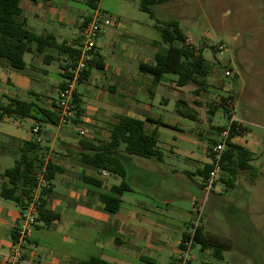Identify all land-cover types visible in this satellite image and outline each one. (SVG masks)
<instances>
[{
    "label": "crops",
    "instance_id": "crops-1",
    "mask_svg": "<svg viewBox=\"0 0 264 264\" xmlns=\"http://www.w3.org/2000/svg\"><path fill=\"white\" fill-rule=\"evenodd\" d=\"M71 1H85L91 10L87 11L77 4H71ZM95 3L97 5V2ZM20 7L32 31L39 35L50 34L58 43H66L74 48H79L81 27L94 9L88 0L62 2L20 0ZM155 28L157 29V25ZM152 37L141 29L140 21L134 18L119 19L117 26L106 28L98 39L95 51L105 62L102 70L106 73L108 71V74L104 72L101 76V81H108L109 84L106 88L103 85L104 88L98 89L93 100L105 101L109 104L102 102L98 105L85 104L84 94L85 91L89 92V89L85 88V91L76 89V99L83 109L80 116L75 113L74 118L67 124L39 125L43 137L41 144L49 147L45 160H51L62 167V171L57 172L52 179V190L47 204V207L58 213L59 217L45 221L38 216L36 223L29 230L28 242L24 248V260L20 264H80L81 261L92 257L114 264H172L176 261L186 234L195 226L196 215L192 208L201 200L195 198L189 191L188 196L193 199L190 208L186 209L170 202L172 197L167 190L172 183L166 178L198 175L201 177L198 186L204 192V169L212 161L210 150L214 139L207 137L210 141L201 147L204 154V158L201 159L196 158L193 151L182 148L178 141L184 139L186 143L192 144L195 140L183 136L166 138L164 143L169 145L170 150L174 147L184 150L189 163L187 166L190 167L192 164V168L184 169H177L176 166L166 162V155L159 143L158 147L163 153L162 160L147 158L149 161H145L137 159V155L121 150L119 157L125 165V181L131 186V190L121 195L122 203L116 212L106 210L102 196L110 193L111 187L120 184L123 178L118 175L122 178L120 180L116 177L117 174L104 170L105 174L103 170L97 171L81 162L83 148L80 139L86 138L94 142L109 141L110 127L119 123L122 115L146 121L145 128L149 131H158L159 126H162L181 132L178 120H162L158 113L152 111L151 104L140 100L141 93L146 92L150 96L156 94L158 86L165 79L163 75L159 83L154 85L153 77L140 70L142 63H154L155 53L159 49L156 46L161 41ZM117 43H121V46L115 49ZM105 49L113 50L111 63L105 61V56L102 54V50ZM68 58L63 51L47 48L42 52L25 54L28 65V71L25 73L0 67V96L36 100L41 105L53 107L60 86L63 81L65 82L63 66L64 60ZM53 74H58L63 79H54ZM174 77L173 83L176 85L174 81L176 76ZM88 83L91 87L97 85L91 77V70L80 82V84ZM135 84L139 89L134 88ZM192 90L189 89L191 95L184 96L183 100L191 106L189 109L195 114L192 118L202 120L198 105L204 98L195 89ZM7 120L9 119L3 121L7 122ZM31 120L29 127H25L20 121L14 122L10 130H0V190L2 184L7 181L2 173L6 168L11 167L4 164V157L8 154L17 155L21 146L20 139L35 140L32 128L36 122ZM69 125L72 130H66ZM78 129L86 131L85 137L75 135ZM202 133L205 132L196 133L200 139L204 137ZM243 136H235L232 141L249 148L253 152L254 160V144L247 139L244 140ZM167 170H170L171 174H167ZM257 174L258 172L252 175ZM90 175H95L104 183L99 186L84 180V176ZM55 179H58V184L54 183ZM214 199H217L216 193ZM22 209L23 203L0 195V264H3V252L10 248L16 238L15 226ZM188 217L191 219L189 220ZM223 225L224 221L212 224L208 215L203 213L200 226L207 235L216 237L219 241H227L228 236L222 229ZM207 250H212L211 254H214L212 248H202L200 244L198 252L205 254ZM195 258L196 254H191L187 264H193ZM203 262L214 263L202 260L196 264Z\"/></svg>",
    "mask_w": 264,
    "mask_h": 264
},
{
    "label": "rangeland",
    "instance_id": "rangeland-1",
    "mask_svg": "<svg viewBox=\"0 0 264 264\" xmlns=\"http://www.w3.org/2000/svg\"><path fill=\"white\" fill-rule=\"evenodd\" d=\"M140 1L100 0L99 6L121 20L138 19L141 29L159 41L161 35L155 26L159 22L178 20L180 27L189 35L188 43L203 49V54L212 67L207 81L213 88L209 91H199V95L204 98L198 105L199 115L203 121L185 115L191 106L186 104L183 97L191 95L189 89L194 90L196 86L177 87L173 83L174 75H164L165 79L158 86L156 94L150 96L146 92L141 93L140 100L151 104L152 111L158 113L162 120L176 119L179 122L181 132L162 126H159L157 131L158 143L166 155V162L177 169L192 168V164L190 167L187 166L189 163L183 149L174 147L170 150L169 145L164 143L166 138L172 139L173 136L195 140L192 144L186 143L184 139L178 141L182 148L193 151L196 158H204L201 147L210 141L207 137L215 139L219 132L218 127L229 125V118L223 109H219L212 116L209 112L211 105L222 103V98L226 96H232V100L237 103L232 104L236 117L248 121V125L235 136L244 135L243 139L251 141L255 147V159L252 163L258 174L252 175L250 171H241L234 188L226 186L221 180V177H227L223 171L208 195L205 190L204 192L200 190L198 182L201 181V177L198 175L166 178L172 183L170 184L172 186L167 188L172 197L170 202L186 209L190 208L193 200L188 196L190 191L195 198L201 200L200 203L205 202L204 215L205 213L208 215L212 224L224 221L222 229L228 236L230 246L221 248L223 259L220 260L215 254H211L212 250L201 254L198 252L200 244L196 242L191 249V254H196L192 263L206 260L216 264H264V0H165L151 5L155 18L139 8ZM70 3L77 4L87 11L91 10L85 1ZM102 41L103 39L100 40L101 43ZM161 43L156 47L163 49L165 45ZM220 45L224 47L222 52L219 51ZM120 46L121 43H117L115 49ZM102 54L106 62H112V49L102 50ZM227 71L232 75H227ZM104 72L106 73L93 67L91 77L97 85L92 87L89 83L76 85L79 91L89 89V92L85 91L84 94L85 104L98 105L100 102L109 104L93 100L95 92L104 88L103 85L106 88L109 84L108 81H101ZM53 78L63 79L58 74H53ZM143 85L145 88V83ZM134 88L139 89L137 84ZM227 105L230 107L228 102ZM20 121L25 127H29L32 120L28 118L0 121V130H10L14 122ZM52 127L56 128L53 125ZM66 130H72L71 125ZM210 131L214 133H207ZM200 132H205L201 134L204 136L202 139L197 136ZM75 135L82 137L78 131ZM15 158L12 154L6 155L4 164L13 166ZM136 158L149 161L140 156ZM169 173L171 174L170 170H167V174ZM116 177L122 179L118 175ZM54 183L58 184V179H55ZM214 193L217 199H214Z\"/></svg>",
    "mask_w": 264,
    "mask_h": 264
},
{
    "label": "trees",
    "instance_id": "trees-1",
    "mask_svg": "<svg viewBox=\"0 0 264 264\" xmlns=\"http://www.w3.org/2000/svg\"><path fill=\"white\" fill-rule=\"evenodd\" d=\"M165 0H141L139 8L152 18L155 13L151 7L156 2ZM91 7H96V0H88ZM157 29L161 35V42L165 45L163 49H158L154 56V63H142L140 70L143 73L150 74L153 77V84L159 83L161 77L165 74L176 76L174 80L177 86H187L193 84L195 91L210 90L213 88L207 81L212 67L203 54V49L188 43V36L180 27L178 20H170L164 23H158ZM160 42V43H161ZM161 43V44H162ZM63 51L68 55L65 63L76 64L80 57V49L71 47L66 43H58L50 34L39 35L29 28L28 20L23 15L20 7V0H0V67L16 70L25 73L28 65L25 60L26 53L35 51L42 52L45 49ZM105 62L98 52H94L93 57L88 62V66L81 81L86 78L93 67L104 69ZM65 71L66 67L63 66ZM66 73L64 72V78ZM64 86V81L61 88ZM74 94L75 113L80 116L83 109ZM233 99L232 96L222 98V103L211 105L210 113L215 114L219 109L230 119L232 110L227 105V101ZM56 103L53 107L41 105L36 100H26L17 97L0 96V121L4 119L24 120L31 118L39 125L59 124V116L55 111ZM194 117L192 109H188L185 114ZM149 119V118H148ZM152 120V119H149ZM75 122L77 120L75 119ZM146 121L128 115H122L120 121L110 127V140L94 142L82 138L80 144L83 148L81 152V162L92 167L97 171L107 170L110 173L117 174L123 178L122 182L111 187V192L103 195L106 210L116 212L121 203V195L131 190V186L125 181L126 168L119 157L121 150L128 154H134L145 158L156 160L163 159V153L158 147V137L156 130H147ZM225 128L218 127L219 130ZM238 134L235 128H232L228 147L224 152L222 171L227 177H221L226 186L233 188L236 186V179L241 171H250L256 174L257 168L251 163L253 152L240 144L232 141ZM17 140V139H14ZM216 142L215 139L212 141ZM19 152L15 156V163L8 167L2 173L7 179L0 190V195L15 202L23 203V209L33 195L37 185V173L44 165L47 168L48 186L41 191V203L39 216L45 221H51L59 217V214L53 212L47 207L50 191L52 190V179L57 172L62 171V167L53 161L45 160L48 146L42 145L35 140H19ZM212 163L204 169L205 179L212 169ZM84 180L102 185V179L95 175L84 176ZM204 179V181H205ZM204 187V182H203ZM22 209V210H23ZM16 233H14L15 237ZM189 237L186 234L184 240ZM194 242L201 244L202 248H213L214 254L218 259H223V247H229L230 242L219 241L216 237L207 235L204 228L200 225L196 227ZM80 264H114L101 258L92 257L83 260ZM172 264H177V261ZM201 264H214L203 262Z\"/></svg>",
    "mask_w": 264,
    "mask_h": 264
},
{
    "label": "built area",
    "instance_id": "built-area-1",
    "mask_svg": "<svg viewBox=\"0 0 264 264\" xmlns=\"http://www.w3.org/2000/svg\"><path fill=\"white\" fill-rule=\"evenodd\" d=\"M97 5L93 9L91 15L83 22L81 27L80 36L81 44L80 57L76 64L65 63L66 78L64 86L60 88L55 111L59 116V123L67 124L75 116V104L74 94L76 92V85L81 82V77L87 69L88 62L93 57V54L97 48V42L102 32L106 28L115 27L119 23V17L111 15L109 12L103 10L99 6L100 0H96ZM223 45L219 46V51H223ZM227 75H232L230 71L226 72ZM230 104L233 112L232 104H237L232 99L227 101ZM248 125V121L237 118L234 113L231 114L229 119V125L221 130L216 135L215 143L213 144L210 154L212 158V169L209 171L208 177L204 181V190L207 195L215 187L219 174L222 172V162L224 152L228 147V141L232 128H235L239 134L243 128ZM32 133L35 135V141L42 142L43 137L40 133V127L38 123L32 128ZM78 133L82 136L86 135L84 129H78ZM47 168L46 165L37 173V185L34 189L33 195L22 210L21 215L15 226L16 238L13 241L10 248L3 252V264H20L24 260V248L28 242L29 230L36 223L39 216V208L41 203V191L44 187L48 186L47 179ZM106 174V171L103 170ZM205 202L199 203L193 206L192 211L195 213V226L189 232V237L183 240L182 246L178 256L176 257L177 264H187L191 256V249L194 243L195 230L200 225L203 213H204Z\"/></svg>",
    "mask_w": 264,
    "mask_h": 264
}]
</instances>
